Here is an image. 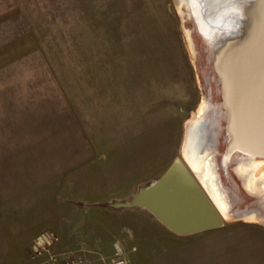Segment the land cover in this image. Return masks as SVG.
I'll list each match as a JSON object with an SVG mask.
<instances>
[{
  "label": "rangeland",
  "instance_id": "374dc122",
  "mask_svg": "<svg viewBox=\"0 0 264 264\" xmlns=\"http://www.w3.org/2000/svg\"><path fill=\"white\" fill-rule=\"evenodd\" d=\"M1 14L5 40L26 34L35 45L5 69L0 89V108L18 116L5 154L25 157L9 168L19 170L21 197H36L27 216L40 218L11 228L28 239L51 231L63 252L89 264H264L260 223L233 219L178 235L145 209L111 206L180 157L202 101L203 67L174 0H0ZM6 240L0 264H20Z\"/></svg>",
  "mask_w": 264,
  "mask_h": 264
},
{
  "label": "bare ground",
  "instance_id": "6f19581e",
  "mask_svg": "<svg viewBox=\"0 0 264 264\" xmlns=\"http://www.w3.org/2000/svg\"><path fill=\"white\" fill-rule=\"evenodd\" d=\"M253 1L174 0L188 50L203 67L204 90L197 111L185 123L178 158L223 221L264 225V157L249 153L243 140L233 150L229 147L239 137L231 114L237 99L233 68L242 46L254 40L260 16ZM115 248L122 253L120 245Z\"/></svg>",
  "mask_w": 264,
  "mask_h": 264
},
{
  "label": "water",
  "instance_id": "95a60500",
  "mask_svg": "<svg viewBox=\"0 0 264 264\" xmlns=\"http://www.w3.org/2000/svg\"><path fill=\"white\" fill-rule=\"evenodd\" d=\"M253 2L257 3L260 16L254 40L242 46L233 68L237 99L231 114L239 137L229 147L233 150L243 140L249 153L264 157V0ZM111 206L145 209L178 235L205 232L223 224L218 211L179 158L158 180L140 187L129 202H115Z\"/></svg>",
  "mask_w": 264,
  "mask_h": 264
},
{
  "label": "crops",
  "instance_id": "0c3cea01",
  "mask_svg": "<svg viewBox=\"0 0 264 264\" xmlns=\"http://www.w3.org/2000/svg\"><path fill=\"white\" fill-rule=\"evenodd\" d=\"M5 14L0 15V77L2 85L0 87L2 93L5 90V69L11 65H15L22 58H26L30 53L35 50L33 38L28 35H20L12 39L5 40V32L3 21ZM2 103H5V97L1 99ZM18 116L16 108H5V105L0 108V260L2 263L5 261V242L6 237H10L12 240L13 254L21 260L20 264H30L31 250L30 245L33 240L28 239V233L23 229L21 231L16 228H11V225H24L30 223L25 221L28 218L32 219V224L40 223L39 216L36 213L28 215L26 213V202L32 203L28 207L36 208V197L27 200L25 196L20 195L21 190L17 181L13 178L18 176V171L9 168L8 162L10 160H22L25 157L21 154L9 155L5 154V144L16 143L15 138H9L7 134H12L17 130ZM19 143V140H18ZM7 162V163H6ZM16 178V177H15ZM12 179V180H9ZM9 181L14 189L9 186ZM16 189V190H15ZM34 194V192H33ZM24 199V200H21ZM33 199V200H32ZM38 205H41V198L38 197ZM21 201V204H20ZM37 207H40L38 206ZM36 219L38 221H36Z\"/></svg>",
  "mask_w": 264,
  "mask_h": 264
},
{
  "label": "built area",
  "instance_id": "2783aa9c",
  "mask_svg": "<svg viewBox=\"0 0 264 264\" xmlns=\"http://www.w3.org/2000/svg\"><path fill=\"white\" fill-rule=\"evenodd\" d=\"M59 243L55 233L46 230L39 233L30 245V264H89L85 254L63 252Z\"/></svg>",
  "mask_w": 264,
  "mask_h": 264
}]
</instances>
